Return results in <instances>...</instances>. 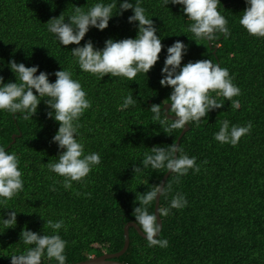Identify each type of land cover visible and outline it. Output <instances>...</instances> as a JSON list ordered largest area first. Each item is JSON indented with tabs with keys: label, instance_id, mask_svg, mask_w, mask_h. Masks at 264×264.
<instances>
[{
	"label": "trees",
	"instance_id": "obj_1",
	"mask_svg": "<svg viewBox=\"0 0 264 264\" xmlns=\"http://www.w3.org/2000/svg\"><path fill=\"white\" fill-rule=\"evenodd\" d=\"M95 2L0 0V76L5 82L15 81L8 67L13 59L26 66L39 65V71L48 73L72 67L92 101L80 119L85 151L101 156V164L84 181L73 182L72 189L65 190L58 183L63 177L43 165L57 160L58 146L52 137L59 127V122L47 116L44 101L30 120L19 113L13 116L0 111V145L20 156L25 180L23 192L8 201V206L19 211L16 225L8 229L0 225V264H11L8 255L23 251L25 245L19 239L25 228L50 234L47 219L64 220L59 234L67 241L66 264L120 251L125 244V226L134 221L136 195L161 184L167 173L149 167L135 174L134 167H142L139 160L150 147L177 143L183 130L165 133L163 125L151 122L148 110L153 103L166 102L171 91L159 83L165 49L147 76L138 74L136 81H129L106 75L100 80L71 64L74 44L61 47L47 31L49 19L62 13L67 16L77 6L87 9ZM141 6L153 16L162 44L179 40L188 45L183 63L210 59L229 70L233 83L241 89V95L233 97L240 108L233 110L230 101L220 97L223 107L210 112L199 126H190L182 137L184 153L196 157L200 171L190 169L179 182L174 174L166 181L171 191L161 197L160 208L168 207L177 193L188 201L185 208L172 209L162 218L158 238L167 239L169 246L148 247L132 227L130 246L118 259L126 264H264V38L250 36L238 23L245 0H221L219 8L229 21L231 35L225 39L219 34L211 44L204 40L196 43L191 33H184L191 21L182 15L179 5L167 8L161 0H141ZM132 14L127 10L114 15L103 31L90 28L81 44L91 39L102 48L108 38L135 37L137 29L127 19ZM49 79L54 82L56 77ZM129 92H133L135 106L119 110L121 96ZM225 119L234 125H253L236 146L222 145L213 138ZM14 134L18 136L12 143ZM77 192L91 195L78 196ZM155 209L156 201L150 211ZM9 211L12 209L3 210L5 218ZM43 264L56 262L44 258Z\"/></svg>",
	"mask_w": 264,
	"mask_h": 264
},
{
	"label": "clouds",
	"instance_id": "obj_2",
	"mask_svg": "<svg viewBox=\"0 0 264 264\" xmlns=\"http://www.w3.org/2000/svg\"><path fill=\"white\" fill-rule=\"evenodd\" d=\"M220 3L221 0H161L162 6L167 8L169 4L179 5L182 15L191 21L184 29L185 34L191 33L195 37L192 40L196 43L204 40L210 44L216 41L219 34H223L225 39L231 35L229 21L222 14ZM245 4L238 23L250 36L264 38V0H245ZM127 10H132L133 13L127 19L137 29L135 37L108 38L102 48L95 46L91 39L81 44L90 28L103 31L114 15H123ZM152 17L146 14L141 0H96L87 9L77 6L67 16L62 13L49 19L47 31L61 47L67 48L66 46L74 44L75 47L70 49L71 64L78 65L81 72L100 80L106 75L110 79L120 77L129 81H136L138 74L147 76L160 60L162 49H165L159 83L171 91L166 102L153 103L148 108L152 113L151 122L163 125L165 133L184 130L186 125L199 126L202 120H208L210 112L223 107L225 103L220 97L230 101L233 110H238L240 102L233 97L241 95V89L233 83L229 70L210 59L188 60L183 63L188 45L179 40L168 46L162 44ZM8 67L14 73L15 81L5 82L4 77L0 76V111L13 116L19 113L24 120H30L41 101H44L49 109L47 116L59 122V127L52 137V142L58 146L57 160L43 165L48 172L63 177V181L58 183H62L65 190L72 189L73 182L84 181L101 164L98 152L85 151L86 141L80 132V119L92 107L91 99L72 67H61L54 73H48L39 71V65L26 66L15 59L8 62ZM51 75L56 77L54 82L49 79ZM121 99L119 110L136 104L133 92L122 95ZM164 105L170 106L165 109ZM252 127L251 122L241 126L225 119L221 121L219 131L213 134V138L222 145L236 146L241 137L250 133ZM150 148L151 151L145 152L139 160L142 167H134L135 174L149 167L154 170L166 169L165 172L170 171V175L174 174L179 182V178L186 176L190 169L193 172L200 171L196 157L184 153L180 143L168 144L167 147L157 144ZM20 164L21 158L16 152L8 151L0 145V225L6 229L16 225L19 212L15 207L8 206V201L18 197L25 187ZM154 185L141 192L138 197L136 195L138 206L132 212L133 226L146 234L144 238L148 247L166 248L169 241L158 238L163 222H157V215L167 217L172 209L185 208L188 201L186 196L177 193L168 207L150 211L153 202H157L158 194L159 198L165 197L171 191L170 184ZM52 190L55 191V187ZM82 194L91 195L76 193L78 196ZM6 209H12L7 212V218L3 214ZM45 225L51 230L50 234L44 231L40 234L27 228L21 231L19 241L25 247L23 251L15 250L8 255L11 264H43L44 258L54 260L56 264H66L67 241L59 234L64 227V220L47 219Z\"/></svg>",
	"mask_w": 264,
	"mask_h": 264
},
{
	"label": "water",
	"instance_id": "obj_3",
	"mask_svg": "<svg viewBox=\"0 0 264 264\" xmlns=\"http://www.w3.org/2000/svg\"><path fill=\"white\" fill-rule=\"evenodd\" d=\"M169 106L170 105H165V109H167ZM170 118H172V117H170ZM189 129H190V125H186L185 126V129L182 130V132H181V134H180V136H179V138L177 140V143H181L182 137L184 136V134ZM17 136H18V134H14L13 135L14 140H13L12 143H15ZM169 176H170V171L165 174V176L163 177V180H162V183L161 184H166V181H167V179H168ZM160 201H161V197L159 198V194H158L157 202H156V209H158L160 207ZM157 222L158 223H162L163 222L162 218L159 217V215H157ZM133 223H134V221L128 222L126 224V226H125V244H124V247L120 251L115 252V253L106 252V253H104L102 255L91 256L87 260H82V261L74 262V263H70V264H126V263L120 261L118 258L121 257L123 254H125L126 251L129 248V246H130V228L134 227L133 226ZM139 234L141 236H143V237H144V235H146V234H143L142 232H139Z\"/></svg>",
	"mask_w": 264,
	"mask_h": 264
}]
</instances>
